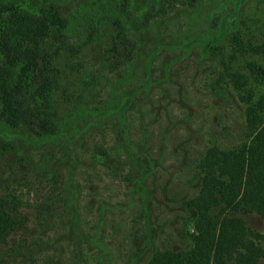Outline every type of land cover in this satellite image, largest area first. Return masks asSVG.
<instances>
[{"label": "rangeland", "instance_id": "obj_1", "mask_svg": "<svg viewBox=\"0 0 264 264\" xmlns=\"http://www.w3.org/2000/svg\"><path fill=\"white\" fill-rule=\"evenodd\" d=\"M72 1L54 25L59 87L17 114L0 108V264H152L196 247L201 264H264L252 207L264 187V0H131L137 22L152 5L166 14L140 33L124 23L137 45L126 64L121 47L109 54L119 26L101 21L106 8ZM37 113L58 136L26 127ZM195 201L212 224L198 244Z\"/></svg>", "mask_w": 264, "mask_h": 264}, {"label": "trees", "instance_id": "obj_2", "mask_svg": "<svg viewBox=\"0 0 264 264\" xmlns=\"http://www.w3.org/2000/svg\"><path fill=\"white\" fill-rule=\"evenodd\" d=\"M157 1L159 2V7H163L165 2L170 0ZM103 2L106 3V6ZM71 3L73 8L70 6ZM75 3L72 0L64 4H60L57 0H0V108L8 113L17 114V112H22L29 105V100L27 99H31L37 94L38 90L46 89V86L59 87L60 72L53 65V58L57 54V50L66 45V40H63V34L60 32L61 28L58 29L54 25L79 8V5H75ZM93 3L106 8V14L102 16L101 21L108 20L112 25L119 26L117 41L109 54L113 59L111 53H114L115 47H121V62L125 64L133 61L137 45L133 40L123 35L122 32L126 29L123 26L124 23L129 22L131 30L135 33H140L147 29L151 22L159 18L160 15L164 16L166 14L165 12L160 14L158 8L152 5L145 10L141 21L137 22L133 19L131 0H94ZM31 27L37 33V40H35ZM26 43H32L30 51L28 49L20 58L18 51L21 48L18 44ZM216 43L214 40V42L211 41L203 45H209L211 53L215 54L217 52ZM254 70L255 74L264 76V69L261 66H257ZM26 127L34 134L45 139L56 137L60 133L55 121L44 113L33 115L27 122ZM95 152L99 156H105V151L99 146L95 148ZM262 153L264 155V149ZM250 160L251 163L258 167L260 158L259 160H253L252 157ZM259 174L264 175V172L259 170ZM193 179L196 182L199 177L194 176ZM216 185H218L217 188L214 190L209 188L207 191L209 199L213 202L217 201L221 192L225 190L221 184ZM248 188L253 190L255 187L250 185ZM253 195L254 202L252 207L264 217L262 212L258 210L259 205L264 202V187L259 193ZM196 202L192 203V205L198 210V217L200 216L197 222L198 236L194 238L195 244H198L203 241V234L211 231L212 224L206 217L208 208L205 207L204 212L201 213L203 207H200ZM243 205H240V207H247L245 204ZM224 225H229L232 228L231 221H225ZM229 226H224L223 229L229 231ZM220 236H224L222 230ZM229 236L231 237V234ZM211 244L210 242L209 245ZM204 254L205 251H199L196 247L194 251L177 254V256L164 254L157 259V256H155L152 264H201V262L205 261Z\"/></svg>", "mask_w": 264, "mask_h": 264}]
</instances>
